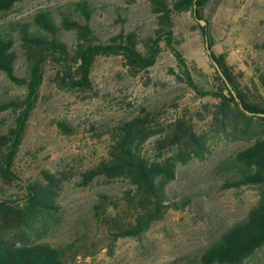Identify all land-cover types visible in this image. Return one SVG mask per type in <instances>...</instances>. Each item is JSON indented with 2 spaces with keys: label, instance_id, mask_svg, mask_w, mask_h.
Instances as JSON below:
<instances>
[{
  "label": "rangeland",
  "instance_id": "obj_1",
  "mask_svg": "<svg viewBox=\"0 0 264 264\" xmlns=\"http://www.w3.org/2000/svg\"><path fill=\"white\" fill-rule=\"evenodd\" d=\"M80 0H22L0 14V30L9 23L28 20L39 10L70 8ZM104 4L107 13L95 19L98 37L107 39L120 31L138 37L156 27L150 13V0H89ZM117 12L122 16L119 19ZM202 25L207 37L197 27L190 12L176 22L177 46L187 69L203 91L214 85L215 68L205 48L222 56L237 88L252 103L264 108V92L257 86V71H264V0H220L209 6ZM71 42L73 35L65 33ZM56 67L47 64L44 80L37 91L33 107L25 122L23 136L14 158L12 171L16 179L1 184L0 197L11 201L22 198L23 187L43 177V172L65 171L56 202L58 219L38 242L53 247H67L66 264H160L173 259H194L227 227L241 221L256 202L257 187L223 188L216 165L252 142L248 137L227 140L208 131L210 97L194 93L184 82L171 51L161 42L156 63L137 74L130 72L120 57L98 58L92 69L91 88L70 90L56 81ZM24 86L11 82L0 73V99L25 97ZM144 108L159 121L185 113L193 117L197 131L212 139V152L204 160H192L178 167L176 179L168 184L175 201L189 197L182 211L170 210L139 238L108 239V229L94 214L93 205L100 195L121 203L127 188L124 180L95 179L81 187L79 175L106 156L109 135L103 131L121 119ZM22 108L0 112V133L15 127ZM63 125V128L59 124ZM72 132L67 134L66 130ZM43 179V178H42ZM111 228H114L112 226ZM243 264H264V246Z\"/></svg>",
  "mask_w": 264,
  "mask_h": 264
},
{
  "label": "trees",
  "instance_id": "obj_2",
  "mask_svg": "<svg viewBox=\"0 0 264 264\" xmlns=\"http://www.w3.org/2000/svg\"><path fill=\"white\" fill-rule=\"evenodd\" d=\"M21 1L0 0V14ZM149 2L156 27L143 37L124 31L107 39L98 37L94 21L107 13V8L89 0H80L56 13L39 10L28 20L11 22L0 30V73L14 84L24 86L27 92L23 98L0 99V112L23 107L15 127L0 133V191L2 183L10 185L17 178L11 167L47 64L56 67L54 81L59 85L86 91L91 88L90 75L98 58L120 57L127 69L137 74L156 63L163 42L174 56L187 86L197 95L213 100L210 107L203 106L209 112L208 131L227 140L248 137L252 141L216 165L222 187L254 186L258 192L256 202L245 217L227 227L196 258L173 259L160 264H243L264 246V116L246 115L216 69L214 85L201 91L177 49L181 44L175 34L178 19L190 12L207 37L200 20L208 23L206 10L209 6L216 7L220 0ZM117 16L120 19L122 14L117 12ZM65 33L73 35L71 42L64 38ZM207 42L211 49V41ZM210 56L242 106L249 112L264 114V108L250 102L237 88L222 56L212 52ZM256 74V84L264 92V71ZM156 115L142 108L103 131L109 135L105 158L79 175L81 187L99 178L127 183L120 205L105 195H100L93 205L94 214L108 229L110 242L139 238L170 210H184L189 197L175 201L168 184L176 179L179 166L211 155L212 139L196 130L192 116L181 113L163 122L157 120ZM59 126L63 128L61 123ZM65 130L67 134L72 132ZM64 172H43V179L28 182L23 187L18 201L0 197V264H66L73 244L65 248L37 241L58 219L56 198L68 179Z\"/></svg>",
  "mask_w": 264,
  "mask_h": 264
},
{
  "label": "water",
  "instance_id": "obj_3",
  "mask_svg": "<svg viewBox=\"0 0 264 264\" xmlns=\"http://www.w3.org/2000/svg\"><path fill=\"white\" fill-rule=\"evenodd\" d=\"M204 23H205L204 21H201V20H200V24H201V25H204ZM205 48H206V51H207V53H208V55H209V57H210V60H211V62H212V64H213L214 68L216 69V71L218 72V74L220 75V77L223 79V81L225 82L227 88L231 91L232 95L235 97V100H236V102L238 103L239 108H240V109H241L246 115H248V116H254V115H257V116H264V114H256V113L249 112V111H247V110L242 106V104H241L240 101L238 100V98H237V96H236L234 90L231 88V86H230V84L228 83L227 79L225 78V76L223 75L222 71L220 70L218 64H217V63L211 58V56H210V55H211V51H210V49H209V46H208V42H207V40L205 41Z\"/></svg>",
  "mask_w": 264,
  "mask_h": 264
}]
</instances>
